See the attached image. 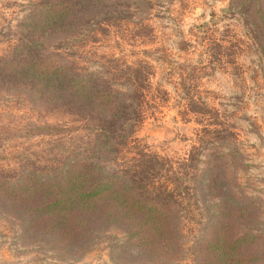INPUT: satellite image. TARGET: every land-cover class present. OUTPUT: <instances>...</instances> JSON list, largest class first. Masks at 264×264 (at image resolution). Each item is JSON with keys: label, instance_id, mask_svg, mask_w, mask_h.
Here are the masks:
<instances>
[{"label": "trees", "instance_id": "trees-1", "mask_svg": "<svg viewBox=\"0 0 264 264\" xmlns=\"http://www.w3.org/2000/svg\"><path fill=\"white\" fill-rule=\"evenodd\" d=\"M249 1L238 5L264 25L260 9L254 19L249 13ZM152 5L26 0L0 53V98L59 112L71 123L20 127L0 117V142L39 137L0 161V213L17 219L25 240L57 255L80 256L111 228L122 236L116 253L149 264H264V229L255 225L257 211L237 181L242 159L218 113L189 99L188 111L208 118L197 144L180 158L144 150L133 134L150 65L114 55L77 59L78 45L110 29L148 37ZM186 220L197 226L187 246Z\"/></svg>", "mask_w": 264, "mask_h": 264}, {"label": "rangeland", "instance_id": "rangeland-1", "mask_svg": "<svg viewBox=\"0 0 264 264\" xmlns=\"http://www.w3.org/2000/svg\"><path fill=\"white\" fill-rule=\"evenodd\" d=\"M259 1L247 2L253 19L258 9L264 14V0ZM152 2L148 37L110 29L97 35L95 42L78 45L77 59L82 64L97 60L99 55H114L150 65L142 118L133 134L144 150L171 158L184 156L197 144V135L208 119L188 111V100L214 109L234 134L243 163L237 170V181L257 211L255 225L264 229V59L258 44L264 25L252 22L238 0ZM25 3L0 0V53L13 38L12 27ZM0 117L20 127L40 122L71 123L64 114L38 113L9 95L0 98ZM38 140L32 136L0 142V161H7L20 146ZM196 227L184 221L185 246ZM121 239V234L110 228L84 254L57 255L40 243L25 240L17 219L0 213V264H149L126 251L116 253L113 244Z\"/></svg>", "mask_w": 264, "mask_h": 264}]
</instances>
